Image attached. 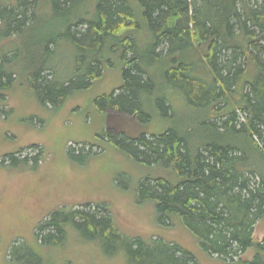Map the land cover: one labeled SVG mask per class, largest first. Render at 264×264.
Segmentation results:
<instances>
[{"label": "trees", "instance_id": "1", "mask_svg": "<svg viewBox=\"0 0 264 264\" xmlns=\"http://www.w3.org/2000/svg\"><path fill=\"white\" fill-rule=\"evenodd\" d=\"M62 41L76 70L55 85L49 59ZM115 67L121 85L94 96L86 135L146 168L136 188L160 225H182L221 261L264 264V238H254L264 222V0H0V107L21 79L60 108ZM19 153L4 157L35 168L45 158ZM89 205L54 210L33 243L62 246L70 228L129 264H200L164 238L127 237L106 204Z\"/></svg>", "mask_w": 264, "mask_h": 264}, {"label": "rangeland", "instance_id": "2", "mask_svg": "<svg viewBox=\"0 0 264 264\" xmlns=\"http://www.w3.org/2000/svg\"><path fill=\"white\" fill-rule=\"evenodd\" d=\"M49 61L55 74L46 76L55 77V85L72 78L76 59L67 41L60 42ZM18 82L8 93L7 104L0 107V264H129L123 252L110 256L70 228L62 246L38 249L33 243L36 226H42L41 221L54 210H83L86 204H90L87 210L97 212L98 205L106 204L119 230L131 239L151 243L164 238L188 250L200 264H236L237 258L233 263L208 256L182 225H160L155 205L141 202L136 188L146 168L113 147L100 146L95 135H86L94 96L121 85L118 68L106 70L92 92L75 94L55 109L40 103L32 84L21 79ZM181 105L178 103L180 109ZM3 110L10 112L8 116ZM19 149L22 158L31 159L39 150L45 152V158L36 168L32 163L13 166L4 155ZM71 151L88 155L75 159ZM254 238L258 242L264 238V222L256 225ZM10 246H20L13 262ZM243 258L252 259L253 252Z\"/></svg>", "mask_w": 264, "mask_h": 264}]
</instances>
